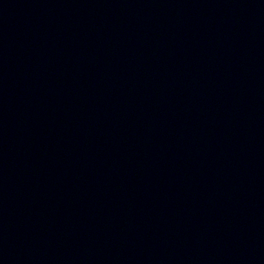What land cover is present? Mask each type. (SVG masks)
<instances>
[{"label":"water","instance_id":"obj_1","mask_svg":"<svg viewBox=\"0 0 264 264\" xmlns=\"http://www.w3.org/2000/svg\"><path fill=\"white\" fill-rule=\"evenodd\" d=\"M0 264H264V0H0Z\"/></svg>","mask_w":264,"mask_h":264}]
</instances>
